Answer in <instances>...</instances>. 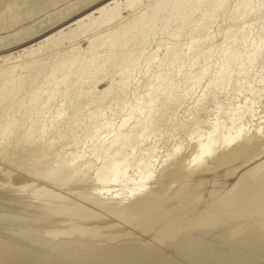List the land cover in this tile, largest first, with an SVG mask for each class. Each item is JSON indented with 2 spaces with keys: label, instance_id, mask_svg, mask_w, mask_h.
Returning a JSON list of instances; mask_svg holds the SVG:
<instances>
[{
  "label": "bare ground",
  "instance_id": "6f19581e",
  "mask_svg": "<svg viewBox=\"0 0 264 264\" xmlns=\"http://www.w3.org/2000/svg\"><path fill=\"white\" fill-rule=\"evenodd\" d=\"M75 1L38 26L0 38V155L24 154H16V164L30 162L60 191L88 181L91 171L97 192L83 195L78 184L72 189L88 207L46 188L47 196L35 197L33 180L7 172L0 179V264H179L168 255L156 259L157 245L194 249L206 230L220 225L237 232L234 241L264 253V226L258 233L248 223L237 230L229 226L234 218L220 213L253 214L264 205V0ZM57 2L0 0V33ZM51 29L57 34L41 35ZM56 36L52 48L44 46ZM80 132L86 137L79 139ZM67 138L72 148L63 149L70 151L52 153ZM230 164L231 177L242 169L228 197L210 201L205 211L216 217L209 225L195 218L198 224L191 220L176 232L172 226L168 236V229L156 231V218H180L190 182ZM38 172H31L36 180ZM175 184L180 193L171 197ZM166 200L176 204L148 218ZM147 210L136 228L158 244L134 247L130 239L133 246H117L123 224ZM226 250L218 245L193 262L224 264Z\"/></svg>",
  "mask_w": 264,
  "mask_h": 264
},
{
  "label": "rangeland",
  "instance_id": "374dc122",
  "mask_svg": "<svg viewBox=\"0 0 264 264\" xmlns=\"http://www.w3.org/2000/svg\"><path fill=\"white\" fill-rule=\"evenodd\" d=\"M49 1V0H48ZM62 1V2H61ZM74 1V2H73ZM76 1L75 0H58V2L53 6V8H52V6H50V7H48V8H45L44 10H42V11H40V12H43L42 14L40 13V12H38L37 14H35V15H33V16H31V17H29L28 16V18H27V20H26V18L25 19H23L19 24H17V25H15V27L13 26V27H11V28H9L8 30H2L1 31V33H0V38H2V37H6L7 35H11V34H13V33H15V32H17V31H19V30H21V29H23V28H26V27H29V26H34L35 25V23H36V25L35 26H38V25H40L45 19L44 18H46L47 19V17H48V14H49V16L50 15H55L56 13H58L60 10H62V9H60V8H64V6H67V5H69V3L70 4H72V3H75ZM59 4V5H58ZM38 7V6H37ZM50 8H52V9H50ZM49 9V10H48ZM46 10V11H45ZM59 10V11H58ZM55 11H56V13H55ZM54 12V13H53ZM37 15V16H36ZM30 18V19H29ZM2 19V17H1V15H0V20ZM5 18H3V20H4ZM7 19V18H6ZM26 20V21H25ZM257 23V22H256ZM259 23V22H258ZM255 24L254 26L256 27H253L254 29H253V32H254V30L256 31V29L257 28H259L260 27V25L259 24ZM242 24H239L238 26H241ZM257 25V26H256ZM67 24H65V25H63V26H61L60 28H67ZM70 27V26H69ZM10 29H12V30H10ZM10 30V31H9ZM58 29H56V30H47V31H45V32H43L41 35H44V36H47V35H51V36H54L55 34H57V31ZM62 30V29H61ZM255 33V32H254ZM59 36H56V37H54V38H52L51 40H49L48 42H45L44 43V46H47V47H49V48H52V46L53 45H51V44H54L55 42H56V39L58 38ZM218 39V38H217ZM216 39V40H217ZM217 42H219V41H217ZM216 42V43H217ZM85 43H86V41H83V42H81L80 43V45L81 46H85ZM66 47V46H65ZM63 48H64V46H62V48L61 49H58V50H52L51 52H50V56H52V55H55L57 52H59V51H61V50H63ZM105 85H106V83H104V84H102V86L100 87V89L101 88H104L105 87ZM95 107H97L96 105H94ZM93 106V107H94ZM206 106H209V105H206ZM92 107V108H93ZM117 107H115V109H116ZM96 109V108H95ZM94 110V109H93ZM92 110V111H93ZM114 111V110H113ZM113 111H111L110 113H113ZM183 112V108H181V109H179V112H178V116L180 117V115H182V112ZM164 132V134H167V133H165L166 132V130L165 131H163ZM81 133V135H85V136H81L80 134H78V135H76L75 137H78L79 135H80V138L79 139H81V137L83 138V137H86V134H84V132L82 133V132H80ZM169 135V134H168ZM168 135H167V137H168ZM178 136V135H177ZM176 136V137H177ZM180 136H182V135H180ZM71 139H73V141H75V138L73 137V138H71ZM70 138H67V139H64V140H66L65 141V143L67 142V144H65L64 142H63V140H61V141H59L60 142V148L59 147H57V146H59V142H58V145L55 147V150H58V149H60V150H58V152H56L55 150H52V151H54V152H52V153H54L56 156H58V157H60V156H62V154L63 153H61V152H64L65 151V153L63 154V156H65L66 155V153H68V151H70V147L72 148V145H73V141H71L72 142V144H71V142L69 141V140H71ZM79 139H76L77 141L79 140ZM164 139H167L166 138V135L164 136ZM264 140V139H263ZM170 141V140H169ZM261 141H262V139H261ZM260 141V144L263 142H261ZM65 144V145H64ZM70 144V145H69ZM259 144V145H260ZM264 143H262V145H263ZM64 146V147H61V146ZM68 146H70L69 147V149L67 150H65V149H63V148H68ZM264 146V145H263ZM63 149V150H62ZM83 149H84V147H83ZM60 151V152H59ZM18 156H19V154L20 153H16ZM14 155V157H15V160H14V158H12L10 155H0V159L2 160H0V179H2L1 177H5L6 176V174L7 175H9L8 173L10 172V173H12L13 172V174H15L17 177H19V178H22V179H30V180H33V181H31V183L32 184H34V185H32V187H34V188H32V191L34 192V195H36L35 197H41V196H39L40 194H42L43 192H45L43 189H45V190H47V192L48 193H50L49 195H55L56 193V195L57 196H62L61 198H60V196H59V198L62 200V201H65V199L67 200V201H65V202H69V204L71 203H73V202H76V204H77V206H79V204H80V206L81 205H83V206H86V207H88V204H86L85 202H83L81 199H79V198H77L76 196H77V194H79V195H81V193L84 195V194H86V195H88L87 194V192L88 193H92V195L93 194H96L95 192H97V188H95L96 186V182L94 181V178H93V175H92V172L90 171V175H89V177L91 178L90 180H89V177H86V179H88V181L87 180H84V183H83V185H82V183L80 184V183H77L78 185H80L79 187H81V189H79V191L81 192L82 190V192L81 193H79V191H78V193L77 192H75V191H72V189L75 187V190H78L77 188V184L75 183V186L72 184V188L70 187L71 185H68V186H66V188L64 187V185H63V187H62V185H61V191H60V186L59 187H57V186H53L51 183H47L46 181H44V178H42V174H40V173H42L43 172V170L42 171H40V169L39 170H37V167H36V169H34V165L32 164L31 165V163L30 162H27V164L28 165H25L26 163H24V164H22V165H19V164H16L17 163V159L20 157L21 159L23 158V157H21V155L23 156L24 154H20V156L19 157H17V155ZM54 155V156H55ZM60 155V156H59ZM250 155V154H249ZM4 157L5 158V156H7L8 157V161H7V157H6V160L4 159V158H2V157ZM9 157H10V159H9ZM12 158V159H11ZM20 159V160H21ZM15 162H14V161ZM241 161V160H240ZM7 162V163H6ZM11 162V163H10ZM15 163V164H13V163ZM236 162H238V163H236ZM235 163L236 164H239L240 162L239 161H236ZM18 163H19V161H18ZM234 163V164H235ZM10 164V165H9ZM233 164V163H232ZM232 164H230V166L228 165V167H223L224 169L223 170H221V168L219 169L218 168V173H216L217 172V169H214L216 172L214 173V170H213V172H211L210 170H208L209 171V173H207L208 171H205L204 173H202V176H201V178H196V179H194L192 182H190L189 183V188H190V184L193 186V187H191L190 189H192V190H190V189H188V192L185 190V194H184V192H182L183 194H184V198H185V200H187V198H188V200L185 202V201H183L184 202V204H187V203H189V205L187 204V205H185V206H183L184 204L181 202V204H183L182 206H183V208H185V209H187V208H189V212H188V209H187V214L185 213L186 212V210L184 209H182L181 207V205H178V206H181L179 209H180V213H182V214H178V212H177V214L176 215H180V218H179V216L178 217H171V219L169 218V221H165V218L163 219V218H161V219H163L162 221H163V223L161 222V219L160 218H156V216L158 215L157 214V212H155V211H164V210H167V209H170L171 207H173L172 205H174V204H176V203H170L171 202V200L169 199L170 197H168V199L170 200V202H169V200H166V201H162V202H164L163 204H162V202H161V204L162 205H160V206H158V207H156V208H154V209H151L150 210V214L149 213H147V212H149L148 210L147 211H144L143 213H142V215H139V216H137L136 218H135V220L130 224V225H124L123 223H122V219L121 218H117V219H115V222H117V223H120V224H123V226H122V232H121V229H119V233L118 234H116L117 236H118V239H120V240H117V243H116V245L118 246V245H120V246H126V247H130V246H133V245H135L134 247H144V245H146L148 242H150V244H155V245H157L156 244V241H155V238H151L152 236H150V234H142V233H140L139 231H138V229L136 228V225H138V224H141L143 221H146V218L149 216V215H151V216H149L148 218H153V220L155 221L154 223L156 224V221H157V225H156V231L158 232V231H161V232H158V233H163L165 230V233L164 234H166L167 233V229H168V233H167V236H168V234H169V232L171 231V230H173V228H174V226H175V228H174V231L176 232V230L175 229H177V231H179L180 229H182L181 227L183 226L184 227V225H188L189 223V225H192V223L191 222H194L195 221V218H197L198 219V221H203V223L206 221L207 223V225H209L211 222H212V219H214L213 217H216V216H210V214L208 213V212H206L207 210H208V208H209V204H212L210 201H212V202H218V203H221V201H223V199L224 198H226V197H228V195H229V193H230V191H231V186H232V183L235 181V179L237 178V174L239 173V171H241V169L240 170H238L234 175H232V177H231V175H228V173H229V171H230V168H232L233 169V167H231V166H234V165H232ZM14 165V166H13ZM29 165H31V166H29ZM17 166V167H16ZM18 166H20V167H18ZM23 166V167H22ZM25 166H28V169H27V167H25ZM34 166V167H33ZM237 166V165H236ZM22 167V168H21ZM32 169V171H31V169ZM33 167V168H32ZM211 167V166H210ZM29 169H30V171H29ZM33 169L35 170V171H33ZM228 169V170H227ZM231 169V170H232ZM224 171V173L223 172H221V171ZM36 171L40 174H38V178H37V180L32 176L33 175V173H36ZM225 171H227L226 173H225ZM8 172V173H7ZM31 172H32V175H31ZM206 173V174H205ZM204 174V175H203ZM3 175V176H2ZM5 175V176H4ZM36 175H37V173H36ZM92 175V176H91ZM228 175V176H227ZM41 176V177H40ZM33 177V178H32ZM40 178H42L43 179V181L42 180H40ZM92 180L95 182H92ZM36 181V182H35ZM91 181V182H90ZM0 182H1V180H0ZM46 182V183H45ZM199 182H201V183H199ZM86 183V184H85ZM87 183H89V184H87ZM36 184V185H35ZM48 184H51L50 186H53V187H50ZM92 184V186L90 187V185ZM231 184V185H230ZM177 184H175L174 185V187H172L171 188V190L169 191V193H168V195H170L171 197H175L176 196V194L177 195H179V193L180 192H176V191H178V188L177 187H179L178 185L176 186ZM195 185V186H194ZM93 186H95V187H93ZM97 186H98V184H97ZM42 187V188H41ZM57 187V188H56ZM67 187H69L70 188V190L69 191H67L66 189H67ZM197 187H198V189H197ZM39 188V189H38ZM50 188V189H49ZM54 188V189H53ZM85 188H86V190H85ZM196 188V189H195ZM35 189V190H34ZM42 191H41V190ZM55 189H58V190H55ZM63 189V190H62ZM93 191H91V190ZM177 189V190H176ZM1 190V189H0ZM55 191V193H54V191ZM74 190V189H73ZM95 190V191H94ZM51 191H52V193H51ZM56 191H58V192H56ZM86 193H85V192ZM41 192V193H40ZM47 192H45V193H43L42 194V196L43 195H46L47 196ZM59 192H60V194H59ZM75 193H76V195H75ZM173 193L175 194V196H172L173 195ZM188 194V195H187ZM191 194V195H190ZM38 195V196H37ZM48 195V196H49ZM55 195V196H56ZM90 195V194H89ZM67 196V197H66ZM189 196V197H188ZM78 197H80V196H78ZM191 197V198H190ZM18 198V197H17ZM215 198V199H214ZM16 199V198H15ZM38 199H40V198H38ZM64 199V200H63ZM78 199V200H77ZM214 201H213V200ZM193 200V201H192ZM198 200V201H197ZM70 201H72V202H70ZM79 201V202H78ZM160 201V200H159ZM189 201V202H188ZM194 201H196V202H194ZM8 202V201H7ZM190 202H193V203H190ZM199 202V203H198ZM10 203H13V201L12 200H10V202H8V204H10ZM75 203L73 204V205H76ZM156 204H158L157 202H156ZM193 204V205H192ZM264 203H262V205H263ZM171 207H170V206ZM192 206V207H191ZM194 207V208H193ZM263 207V208H262ZM261 208H262V210H259L258 212H255V213H250V212H245V213H233V212H231V210L229 211V210H226V213H228V212H231V213H228V214H226L225 213V210L222 212H220L221 214L223 213L224 215H225V217H227V216H229V217H227V218H229V219H233V220H235V222H237V224L235 225L233 222H230L231 224H229V226L230 225H234V227L233 226H231V227H233L234 229H236L237 228V230H241L242 228V226L241 225H243V229H244V227L246 228H249L248 226H251L250 228H252V232H254V233H258L259 231H263V229H264V205L262 206ZM192 210H191V209ZM205 208H207V209H205ZM179 209H177V211L179 210ZM183 210V211H182ZM206 210V211H205ZM95 213H97V214H99L98 216L100 217V216H103V217H106V220L108 219V221L110 222L113 218L111 217H109V216H107V214L105 213H101L99 210H96V209H94L93 210ZM97 211H99V212H97ZM191 211H192V213H191ZM153 213H156V214H153ZM185 213V214H184ZM217 213H219V212H217ZM220 213L218 214V215H220ZM250 213V214H249ZM149 214V215H148ZM155 215V217L153 216V215ZM184 214V215H183ZM105 215V216H104ZM148 215V216H147ZM205 215V216H204ZM234 215V216H233ZM236 215V216H235ZM257 215V216H256ZM200 216H201V220H200ZM246 216V217H245ZM252 216V217H251ZM158 217V216H157ZM209 217H210V219H209ZM219 217H221V216H219ZM224 217V216H223ZM245 218L244 220H243V218ZM110 218V219H109ZM172 218H174V219H172ZM177 218L179 219V221H177ZM182 218V219H181ZM194 218V219H193ZM206 218V219H205ZM240 218H241V220H240ZM158 219V220H157ZM182 221H181V220ZM239 219V220H238ZM248 219V220H247ZM62 219H60L59 221H61ZM65 220H67V219H63L61 222L63 223V224H66L67 222L65 221ZM152 220V221H153ZM160 220V221H159ZM166 220H168V218L166 219ZM171 220H174V221H171ZM175 220L177 221L175 224L174 223H172V222H175ZM192 220V221H191ZM209 220V221H208ZM240 222V223H238V221ZM58 221V222H59ZM65 223H64V222ZM68 221V220H67ZM107 221V222H108ZM113 221H114V219H113ZM191 221V222H190ZM241 221H243V222H241ZM244 221H245V223H244ZM58 222L56 223H54L55 224V227H56V225L58 224ZM170 222V223H169ZM180 222V224L178 225V223ZM189 222V223H188ZM209 222V223H208ZM49 223V222H48ZM159 223H162V224H160V226L162 225V227H160L159 228ZM185 223V224H184ZM188 223V224H187ZM198 224V222H197V220L194 222V224ZM233 223V224H232ZM248 223V226L246 225ZM253 223H255V225L253 224ZM53 225L52 227H54V224H53V222H50V225ZM165 224H168L167 225V228H166V226H165ZM169 224H171V225H169ZM174 224V225H173ZM182 224H184V225H182ZM239 224H240V226H239ZM251 224V225H250ZM257 224L259 225V226H257ZM263 224V225H262ZM45 225H47V224H45ZM164 225V226H163ZM178 225V226H177ZM180 225H182L181 227H180ZM206 225V226H207ZM260 225L263 227V229H261L260 230ZM109 227H111L110 225H108ZM171 226V227H170ZM172 226H173V228H172ZM185 226V227H186ZM255 226V227H254ZM178 227V228H177ZM180 227V228H179ZM236 227V228H235ZM253 227H254V229H253ZM257 227H259V231H258V228ZM125 228V229H124ZM158 228V229H157ZM238 228H240V229H238ZM255 228H256V230H255ZM105 229H106V232L107 231H110L111 232V230H113L112 228H105L104 227V229H102V230H104L105 231ZM109 229V230H108ZM159 229H161V230H159ZM162 229H164V231H162ZM126 230V231H125ZM170 230V231H169ZM93 231V230H92ZM96 231V230H95ZM124 231V232H123ZM174 231L173 232H170L171 234L172 233H174ZM228 231V225H220V226H218V227H215L214 229H212V230H206V233H205V236H204V238L202 239V241L199 243V244H197V246L193 249V248H183V249H181V250H178V251H174L172 248H170V247H166V246H162V245H157V247H156V250L154 251L155 253H157V254H155L154 253V256L156 255V259H158L159 261H160V258H163V257H161V255L160 254H162L163 256H165V255H168V256H170V257H172L176 262H178L179 264H194V262L193 261H201L202 260V258H204L207 254H209V251H211L213 248H215L216 246H218V245H226L227 246V250H226V252H227V254H228V260L227 261H225V263L224 264H246V263H248V264H264V253H262V252H258V253H256V250H254V249H252V251H250L249 250V246H245L244 244H242L240 241H234V237L237 235L236 233L237 232H235V231H233V232H227ZM245 231V230H244ZM257 231V232H256ZM110 232H108V234L109 235H111V236H113V234H114V232L112 231L111 233ZM128 232V234L130 233V236L128 235V237H127V233ZM264 232V231H263ZM119 235H120V238H119ZM124 237H123V236ZM132 235V236H131ZM161 235V234H160ZM159 234H158V236L159 237H164L163 236V234L160 236ZM114 236H115V234H114ZM116 236V237H117ZM157 236V237H158ZM218 236V237H217ZM126 237V238H125ZM154 237V236H153ZM125 238V239H124ZM135 238V239H134ZM123 239V240H122ZM129 239V240H128ZM130 239H131V241L132 242H134L135 244H133V243H130ZM133 239V240H132ZM154 239V240H153ZM152 240V241H151ZM119 241H120V244H118L119 243ZM122 241H124V242H122ZM144 241V242H143ZM128 242V245H126V243ZM138 243V245H137V243ZM49 244L50 243H52L53 244V242L52 241H50V242H48ZM124 243V244H123ZM141 243V244H140ZM143 243H144V245H143ZM146 243V244H145ZM48 244V245H49ZM133 244V245H132ZM229 247V248H228ZM166 248V249H165ZM159 253V254H158ZM160 256V257H159ZM254 256V257H253ZM158 257V258H157ZM157 260V261H158ZM249 261H250V263H249ZM256 261V262H255ZM262 261V262H261Z\"/></svg>",
  "mask_w": 264,
  "mask_h": 264
}]
</instances>
